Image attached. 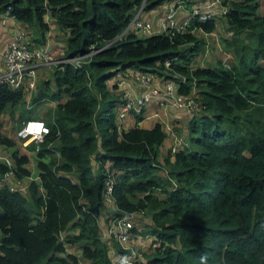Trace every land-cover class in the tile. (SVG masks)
Returning a JSON list of instances; mask_svg holds the SVG:
<instances>
[{
  "label": "trees",
  "instance_id": "1",
  "mask_svg": "<svg viewBox=\"0 0 264 264\" xmlns=\"http://www.w3.org/2000/svg\"><path fill=\"white\" fill-rule=\"evenodd\" d=\"M167 1L0 0V15L20 22L31 45H44L52 20L65 58L95 51L78 64L51 66V79L37 81L30 110L20 91L0 84V147L10 163L0 158V264H110L97 223L102 213L105 221L148 215L150 225L139 233L153 237L152 249L140 264H264L260 0L224 1L220 17L232 57L206 66L196 58L207 46L203 34L214 32L213 18L182 32L118 37L134 8L143 3L150 11ZM132 71L178 75L184 78L178 93L196 92L199 108L186 113V144L161 160L167 132L159 123L139 127L144 109L118 130L122 102L114 83ZM45 101L55 104L44 119L48 133L36 151L31 144L20 152L1 132V115L9 109L21 121L33 119ZM27 152L35 179L24 190L10 189L31 176Z\"/></svg>",
  "mask_w": 264,
  "mask_h": 264
},
{
  "label": "built area",
  "instance_id": "2",
  "mask_svg": "<svg viewBox=\"0 0 264 264\" xmlns=\"http://www.w3.org/2000/svg\"><path fill=\"white\" fill-rule=\"evenodd\" d=\"M225 0H171L164 2L162 6H158L161 10L155 13L153 18L148 16L149 11L143 10V3L131 11L130 19L120 33V36L136 34L140 36H149L162 33L182 32L192 21L203 22L208 19L215 21L220 18L227 10ZM200 32V31H198ZM213 33V32H212ZM203 34L214 35L212 34ZM47 40L44 45L33 46L29 43L26 32L17 29L13 32L10 41L4 47L1 53L2 71L0 72V84L6 85L12 90H18L22 93V97L29 107V99L36 91L37 70L41 68H51L63 63L78 64L79 61L85 59L95 51L78 56L65 58L63 54V45L58 49L50 46L51 33L48 32ZM224 65L229 55L224 54ZM165 67L169 64L164 63ZM201 66V65H199ZM125 78L128 89H123L122 80L115 81L120 98L121 105L116 114V123L118 130L123 129L126 119L132 114H139L144 109L143 117L150 118L156 116L145 115V110L149 104H155L162 109L174 107L183 109L187 114H194L198 111L196 102V92L194 89L187 94L178 93V82H183L184 78L178 75H172L171 78L158 77L147 72L132 71ZM51 102V101H49ZM55 104L52 103V109ZM264 106V102H263ZM48 133V127L44 119H27L21 121L14 132V138L20 142V147L26 150L28 145H33L36 151L39 143L43 141L44 136ZM185 140L175 139L170 147L173 152L183 145ZM6 164L9 161L4 158ZM7 174L4 175L6 177ZM6 185L10 183L5 181ZM27 184L22 183L20 186L10 189L24 190ZM110 192L109 184L106 185L105 195ZM137 213H128L119 217H113L104 221L103 226L98 225L101 237L106 244L108 258L110 264H140V256L128 246L132 238L136 237L132 233L134 221ZM146 240H153L151 235H142ZM141 237V239H142ZM117 244L121 251L114 248ZM138 245L146 247L144 243L138 241ZM69 247L66 251L69 252ZM78 264H86L82 259H78Z\"/></svg>",
  "mask_w": 264,
  "mask_h": 264
},
{
  "label": "crops",
  "instance_id": "3",
  "mask_svg": "<svg viewBox=\"0 0 264 264\" xmlns=\"http://www.w3.org/2000/svg\"><path fill=\"white\" fill-rule=\"evenodd\" d=\"M162 4H161V6H162ZM160 10H161L160 7H158L157 10H154V9L150 10L148 12V16L153 18L155 16V13H158ZM48 21L51 25L50 26L51 38L49 40L50 46L52 47V49L53 48L58 49L59 47H61L63 45V35L57 29V27L53 24L52 20H48ZM21 28H23L22 24L20 22H17L16 20H14L12 17L8 16L7 14H1L0 15V72L2 71V68H3L2 60H1V53L4 49V47L6 46V44L10 41V39L13 35V32L16 31L17 29H21ZM58 37L61 39H58ZM126 77H128V76L126 75L125 77L119 79V80L123 81V84H122L123 89H128L127 82L125 80ZM52 103L53 102H47L44 106H48L46 108L50 107V109H51ZM37 112H39V111H37ZM37 112H34V113H37ZM34 113H32V116H34L33 115ZM154 114H156V116H154V117H150V118L143 117L142 120L140 122H138V126L142 127V128H150L155 123H159L164 127V129L167 132V135H166V138L163 140L162 145L159 147V151L162 150L163 146H167L169 141L173 142L175 134L178 135L179 131H180V133L184 132V134L186 135L185 123H186L188 116L186 115V113L183 109H178V108H174V107H167L166 109H162L159 106H156L155 104H149V106L145 110V115H154ZM3 116H4V118L2 119ZM7 116H8V111L2 113V115H1V121L4 120L5 125H6L5 127H8V117ZM14 117H16V119H17V114L13 115L12 119H14ZM38 119H43V118L40 117ZM133 124H134V120H133L132 116H130V117H128V119H126L123 129L129 128ZM1 132L5 135L9 136L10 138H12L14 140L15 145L17 146L16 148L20 152H24V149L19 147V144H17V140L14 138V134L11 137L8 133L4 132L3 123H2ZM7 151L8 150H4V149H2V147H0V154L2 155L1 156L2 158H5V159L8 158V152ZM27 153L30 155V152H27ZM31 155L33 156V153H31ZM31 155L29 157V163H28V169L30 171L31 176L22 181L25 184H28V182L30 180L35 179L34 175L36 174V170L34 168V162H33ZM20 185L21 184H18V186H20ZM107 201L110 204V208H113V205L111 204V199L110 200L108 199ZM104 221H105V217L98 216L97 223L100 226V228H101V226H103ZM134 223H135V221H134ZM147 224L150 225V223H147ZM138 228L139 229H137V230L133 228V230H135V231L134 232L132 231V233L134 235H136V240H132L128 243V246L130 248H132V246H135L136 244H140V243H138V241H140L141 243H147L145 241H141L142 235L139 232H143V231L141 230V227L139 225H138Z\"/></svg>",
  "mask_w": 264,
  "mask_h": 264
},
{
  "label": "rangeland",
  "instance_id": "4",
  "mask_svg": "<svg viewBox=\"0 0 264 264\" xmlns=\"http://www.w3.org/2000/svg\"><path fill=\"white\" fill-rule=\"evenodd\" d=\"M228 1H231V0H227V2ZM157 8L158 7L154 8V10H157ZM259 13L264 15V0H260ZM213 33H214V35L204 36L207 46L204 49L205 52L202 54V56L198 59L196 58V64L201 65V66H206L209 64H215V62L219 59L221 61H223V58L225 56L224 54L229 55L228 57H230V59L228 58L226 61L231 60L232 54L230 52V49H227V50L225 49V40L227 42V40L230 39V35L226 31L225 22L221 17L218 20H216V25H215V29H214ZM58 39H61V38L58 37ZM50 70H51L50 68H41V69L37 70L38 81H41V79H46V78L50 80L51 79L50 78ZM49 89H50V91L53 90V85L51 82H50ZM47 102H49V101H45L41 105H39L38 107L34 108L33 113L37 112V111H39V112L33 114V115H36L35 116L36 118H33V119H38L40 117H42L43 119L46 118L47 113L52 110V108L50 109V107L46 108L48 106H44ZM24 109L30 110L31 106L28 107L27 105H25ZM7 111H8V116H7L8 117V127H5L6 125H5L4 120H2V123H3L4 132L8 133L12 137L17 126L21 122V120H19L18 117H17V119H16V117H14V119H12L13 115L17 114L18 111H13V112L11 111L10 112V110L7 109L5 112H7ZM3 118H4V116L2 117V119ZM175 139H181L183 141V140H186V136H185L184 132L180 133V131H179L178 135L175 134L173 141ZM172 143L173 142L169 141L167 146H163L162 150L159 151L160 160H161V158H163V156L166 155L167 149L170 148ZM17 144H19V147H20V142L17 141ZM15 147H17V146L15 145ZM1 156L2 155L0 154V158H2ZM105 165H107V164H105ZM160 175H163V172H160ZM100 217H105V215L101 214ZM147 223H150L148 215L143 214V213H137V217H136L135 223H134V229H136V230L139 229L138 228V225H139L141 227V230L143 231L146 229V227L149 226ZM132 240H136V237L132 238L131 241ZM141 241L147 242V243H144L147 246L142 247V246L136 244L135 246H132V249L142 259H144L143 255L147 254V253L149 254L151 252L152 245L150 243V240H146L143 237H142ZM71 248L73 250H78L75 247H70L69 249H71Z\"/></svg>",
  "mask_w": 264,
  "mask_h": 264
}]
</instances>
